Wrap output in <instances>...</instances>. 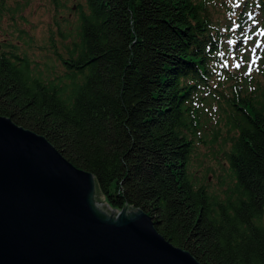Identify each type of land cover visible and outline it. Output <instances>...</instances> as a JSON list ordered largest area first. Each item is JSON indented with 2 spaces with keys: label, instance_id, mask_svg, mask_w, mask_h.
I'll return each instance as SVG.
<instances>
[{
  "label": "trees",
  "instance_id": "1",
  "mask_svg": "<svg viewBox=\"0 0 264 264\" xmlns=\"http://www.w3.org/2000/svg\"><path fill=\"white\" fill-rule=\"evenodd\" d=\"M212 2L85 0L62 75L44 80L25 55L0 53V117L90 172L93 200L146 213L201 264H264V70L262 83L215 79ZM212 101L217 117L197 106ZM200 147L230 177L221 194Z\"/></svg>",
  "mask_w": 264,
  "mask_h": 264
},
{
  "label": "water",
  "instance_id": "2",
  "mask_svg": "<svg viewBox=\"0 0 264 264\" xmlns=\"http://www.w3.org/2000/svg\"><path fill=\"white\" fill-rule=\"evenodd\" d=\"M95 191L44 136L0 117V264H201Z\"/></svg>",
  "mask_w": 264,
  "mask_h": 264
},
{
  "label": "rangeland",
  "instance_id": "3",
  "mask_svg": "<svg viewBox=\"0 0 264 264\" xmlns=\"http://www.w3.org/2000/svg\"><path fill=\"white\" fill-rule=\"evenodd\" d=\"M0 1L8 6L0 19V52L25 55L33 74L44 80L62 75L65 68L58 54L65 56L67 47L78 41V6L85 9V0ZM204 153L200 147L198 159L204 160ZM204 162L212 168L206 174L210 189L221 194V182H229L230 177L208 158Z\"/></svg>",
  "mask_w": 264,
  "mask_h": 264
}]
</instances>
